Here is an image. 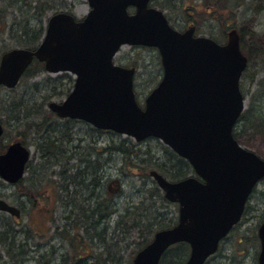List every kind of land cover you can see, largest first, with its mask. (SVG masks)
Here are the masks:
<instances>
[{
  "label": "water",
  "instance_id": "95a60500",
  "mask_svg": "<svg viewBox=\"0 0 264 264\" xmlns=\"http://www.w3.org/2000/svg\"><path fill=\"white\" fill-rule=\"evenodd\" d=\"M149 1L87 0L90 10L81 21L67 13L51 16L34 51L12 49L1 56L0 86L16 87L35 58L49 74L75 76L64 101L49 104L59 118L81 120L136 142L155 138L186 160L194 177L170 182L150 172L164 198L178 204L177 223L156 232L131 264H158L178 243L189 246L185 264H204L240 221L254 186L264 178V160L232 134L245 108L239 81L247 58L236 30L228 32L223 45L195 37L194 27L178 32ZM123 45L155 48L160 57L162 78L143 108L133 91L134 68L113 64ZM28 158L20 142L10 144L0 154V179L15 184ZM0 212L19 215L1 199ZM257 233V264H264V218Z\"/></svg>",
  "mask_w": 264,
  "mask_h": 264
},
{
  "label": "trees",
  "instance_id": "16d2710c",
  "mask_svg": "<svg viewBox=\"0 0 264 264\" xmlns=\"http://www.w3.org/2000/svg\"><path fill=\"white\" fill-rule=\"evenodd\" d=\"M58 1L59 0H16L14 3L15 5H10V8L7 5H1L0 3L1 29L7 26L8 15H12V13L8 12L10 9L11 11H20V9H22V6L19 8L17 7L19 2H24V5L27 4L28 12H33L32 17H41L45 12L54 10ZM60 1L63 2V0ZM194 1L195 0H180L179 5L181 7L189 6V8L193 9L195 8L193 5ZM261 2L264 3V0H261ZM150 4L152 7H161L158 0H151ZM174 4L175 3H173V5ZM241 4L242 2L238 5ZM203 5L205 9L211 13L210 17L218 23L220 28L224 29V32L226 29H235L226 24V21L232 19V14H234V12L224 0H204ZM225 10H228L227 14H225ZM246 24L243 28L236 29L240 37L241 51L248 60L247 68L242 77H245L246 72L250 67L249 63L251 58L255 57L256 59H264V33L258 34L255 31L253 32L246 26ZM29 34L30 36H28ZM43 34V28H40L38 31H22L17 43L21 48L35 50L40 43ZM43 72V65L34 60L24 73L17 87L29 78H34ZM43 83L50 86V89L47 91L48 94L43 97V101H40L38 105L34 102H26V100L29 99H25L26 97L21 94L20 104L26 106L24 107L25 111H22V117H20L19 113L16 111L22 106L15 109L16 105L12 108L8 105L10 112H4V115L6 116L5 121H12L17 127V130L20 129L19 126L23 127L25 133L17 134L15 140L21 139L22 143L26 146H28V144H34L40 154V160L46 164L39 166V169L46 170V166L50 169L52 167H58L59 175L57 176L59 181L57 182H60L67 180L66 175L62 174L65 167L62 164L72 160V149L67 147L66 141L60 139L56 141L55 137L57 138L60 136L59 134H61L58 132L59 128L56 131L57 133L51 134V136L53 135L54 137L53 139L51 136H48L51 132L48 131L47 128H49L50 123H53V120L57 118L45 108L52 97L60 95V92L57 91L58 86H63L61 94L67 95L70 92L73 81L69 75L64 74L54 79L47 78ZM35 86H37V84H35ZM0 89L4 88L0 87ZM10 92H14V89L10 90ZM6 98H10V96H6ZM20 118H31L32 120H27L20 124ZM263 119L264 117L260 112H255L254 109L252 110V107H249L244 110L237 121V124L233 129V137L239 143V134L242 128L257 129L259 127L257 125L258 121L263 125ZM242 120L246 122L244 127L242 126L239 130L238 126ZM0 122L4 124V120H0ZM66 122L69 124L74 121L67 120ZM96 131L101 132L99 130ZM29 137L30 142L28 141ZM5 138L6 134L0 141V153H2L6 147V144L3 145L2 142ZM68 142H70V139H68ZM125 142L126 141L121 142V146H123L122 148L120 146H114V148L110 146V148L111 150L121 152L125 155L126 163L131 164L130 168L133 171H137L140 175L143 174L144 176L141 177L143 179L148 178L150 171H156L165 179L172 182L185 179L193 173L189 164L185 160L179 158L166 147H163V159L155 160L154 155H151L149 150L136 151L128 149L129 147L125 146ZM80 153L82 160L79 164L82 165L83 168H80L79 170L81 172L80 178L83 177V180L81 181L82 183H80L81 185L77 188L75 187L78 196L77 194H69L70 190L68 189V194L66 193L67 197H64V200L62 201L64 214L59 219L60 223L55 224L56 227L54 226L51 235H49L50 227L46 232L47 237H45V245L48 247V251L44 253L38 251L39 253L35 254V258L29 257V253H32L30 251V247L32 246L30 242L32 241L34 243L36 237L39 239H42L43 237L39 235V232L31 230L26 227V225H22V227H20L21 229L17 230L15 227V225H17L15 219L0 213V262L2 261V250L11 264H123V259L121 258V243L130 233L137 230L139 235L144 238L143 241L137 244V250L132 253L135 255L151 241L155 232L170 228L174 225L172 222H158L157 219L160 218V214H157L156 209H154L150 203L145 204L141 201V203L137 205L135 204L125 207L124 210L119 209L118 205H116L111 199L107 198L106 194H104L103 181L101 182L104 165H100L99 159L93 161V159L90 158L93 155L88 150L86 152V158L85 155L82 154L84 153L83 151ZM47 163H49V165ZM70 177L71 176H67L69 179ZM72 183L73 182L71 181L68 183L69 187H71ZM57 186L54 185V193L59 196L58 199H61L60 196L64 190L61 186ZM152 186L153 188L148 191V198L154 197L160 203H167L164 199L163 193L158 189L154 181ZM22 188H24V191L27 193L30 191H28V187L26 186ZM2 197L3 196L0 195V198ZM115 217H117V219L114 221ZM52 223H54V221ZM237 226L238 225L231 230L229 235L236 230ZM19 235L24 237V239H21ZM228 236L220 243V245L228 238ZM51 238L57 241V243L53 244V239ZM242 241L243 237L238 241V245L241 244ZM248 241L250 242V239H248ZM34 246H36V244H34ZM37 249L40 250L41 247H37ZM188 253V245L185 243L176 244L170 247L162 255L159 264H184ZM2 264H4L3 261Z\"/></svg>",
  "mask_w": 264,
  "mask_h": 264
},
{
  "label": "rangeland",
  "instance_id": "374dc122",
  "mask_svg": "<svg viewBox=\"0 0 264 264\" xmlns=\"http://www.w3.org/2000/svg\"><path fill=\"white\" fill-rule=\"evenodd\" d=\"M8 1L9 0H1L0 3L1 5L5 4L8 6L10 5ZM14 1L16 2V0ZM158 1L161 7L156 8L163 11L174 29L183 31L190 26H194L195 34L198 36L209 37L221 44L226 41L227 32L230 29H226L224 32V29L220 28L218 23L210 17L211 13L205 9L203 5L204 0H195L193 4L195 8L193 9L189 8V6L181 7L179 5L180 0ZM224 2L227 3L234 12V14H232V19L226 21L228 26L240 29L247 23L246 26L253 32L255 31L258 34L264 33V3H262L261 0H224ZM241 2L242 4L238 5ZM173 3L175 4L173 5ZM18 4L17 7L19 8L22 6V9H20V11H11L10 9L8 12L12 13V15H8L7 26L2 29L0 26V56L9 50L21 48L17 41L22 31H38L40 28H43L44 33L47 20L52 14L67 11L71 12L77 19H81L85 17L89 11L87 0H63V2L59 0L54 10L45 12L41 17H32L33 12H28L27 4L24 5V2H19ZM224 12L227 14L228 10ZM28 36H30V34ZM114 62L124 67H134L136 69L134 77L135 93L138 103L142 104L147 94L157 85L162 76V69L157 51L155 49L124 46L115 56ZM249 64L250 67L245 77H242L240 81V88L245 96V110L252 107V110L254 109L255 112H260L264 117V59H256L253 57ZM58 76L60 75L50 76L43 72L34 78H29L27 81H24L23 84L21 83L19 87L14 88V92H10V90L5 88L0 89V120H4L5 125L3 124V126L6 134V138L2 141L3 145L15 140L17 134L25 133L23 127L19 126L20 129L17 130V127L12 121H5L6 116L4 112H10L8 105H10L11 108L16 105L15 109L21 107V94L26 97L25 99H29L26 100L27 102H34L38 105L40 101H43V97L48 94V89H50V86L43 82L47 78L54 79ZM35 84H37V86H35ZM62 89L63 86H58L57 91L60 92V95L52 97L48 103L52 101L60 103L67 96L61 94ZM6 96H10V98H6ZM24 107L26 106H22V109L19 108L16 110L20 117H22V111H25ZM20 119V124L27 120H32L31 118ZM55 121L56 119L53 120V123H50V127L54 128ZM262 121L263 125L258 121L259 124L257 123V125L259 127L257 129H244L242 126L244 127L246 121L242 120L238 126L239 130L242 128L238 141L245 149H248L264 159V119ZM56 123L62 125L61 130H63L62 128H66V133L68 135L67 139H70V136H72L75 139H81L83 141V143H80L82 150L80 149V151H78H83L84 153L82 154L85 155V158L87 157L86 152L88 150L93 155L91 157L89 156L93 161L99 159L100 165H104L101 180V182L103 181L104 194L118 205L119 209L124 210L127 206L137 205L143 201L145 204L150 203L152 207L156 209L157 214H160V218L157 219L158 222H172V224H175L178 217V206L169 202L160 203L154 197L148 198V191L153 188V180L150 176L146 179L141 178L144 175H140L137 171H133L130 168L131 164L126 163L125 155L121 152L111 150L110 148V146L113 148L114 146H120L122 148L121 142L126 141L125 146L129 147L128 149L136 151L149 150L156 160L163 159L164 144L155 139H147L139 144L129 136L111 132H97L92 127L83 123H69L66 124L67 126L65 125L66 127H63L64 123ZM56 123L55 125H57ZM29 139L30 137L28 141ZM72 143L73 144L68 142L67 147L70 148L72 145L78 144L76 140ZM28 146L31 154L30 158L34 160L36 154L34 146L31 144H28ZM40 174L45 175V172L42 171ZM12 193L13 188L4 185V183L0 181V195L3 196L2 199L10 205H14ZM52 209H54V207H52ZM263 216L264 180L260 181L255 187L246 204L245 212L236 230L220 245L217 253L209 258L206 264H257V255L259 251L257 229L263 220ZM116 219L117 217H115L114 221ZM24 220L25 219L20 222L23 226ZM59 223L60 221L58 220L56 223H51L50 226H48L47 218L40 213H32V215L28 217L26 227L34 229L36 232H39L40 235L44 234L41 235L43 237L42 239L36 237L34 243L32 241L30 242L32 245L30 251L32 253H29V257L35 258L36 253L48 251V247L45 245L47 228L49 230V227L53 228L54 224ZM15 227L17 230L21 229L18 225H15ZM242 237L243 241L238 245V241L242 239ZM20 238L24 239L22 236H20ZM143 239L144 238L139 235L137 230H134L122 241L121 258L123 259V264L130 263V260H132L134 256L132 253L137 250V244L143 241ZM248 239H250V242ZM52 243L56 244L57 241L53 240ZM34 244H36L37 247H41V249L38 250ZM1 255L4 264H11L2 250ZM2 261L0 264H2Z\"/></svg>",
  "mask_w": 264,
  "mask_h": 264
},
{
  "label": "flooded vegetation",
  "instance_id": "af4514ba",
  "mask_svg": "<svg viewBox=\"0 0 264 264\" xmlns=\"http://www.w3.org/2000/svg\"><path fill=\"white\" fill-rule=\"evenodd\" d=\"M45 109H47V108H45ZM66 121H67V119L61 120V119L57 118L55 123L56 122L64 123L63 127H66L67 126L66 124H68V122H66ZM72 121H74L76 123H83L82 121H78V120H72ZM55 123H54L53 129L57 131V129L59 128V131H58L59 133L66 134V128H62L63 130H61L62 125H59L58 123H56L57 125H55ZM75 140L77 141L78 144L72 145V147H70V149H72V155H71L72 160L67 161V162L62 164L65 166L62 174L66 175L67 180L64 181L61 178L63 181H60V182H57V181H59L58 176H57V175H59L58 174V172H59L58 167L57 168L52 167L50 169L46 166L45 167L46 170L45 169L44 170L39 169V166L46 165V164L40 160V154L38 153L36 146L33 144L34 151L36 152L35 159L32 160L30 158V160L27 162V164L24 168L23 176L13 186V200H14L13 206L19 212L18 213L19 215L17 218H15V221L19 227L22 226V224H20V222L23 219H25L24 220L25 222L23 224L24 225L27 224L28 217H30V215H32V213H37V214L40 213L45 218H47L48 226H50V224L53 221H54V223H56L60 219V217H62V215L64 214L62 201L64 200V197H67L66 193L68 194V189L70 190L69 194H72V195L77 194L76 188L79 185H81L80 183H82L81 181L83 180V177L80 178L81 172L79 170L80 168H83V166L79 164V163H81V160H82L81 153L79 152L80 149H82V146L80 143H83V141L81 139H75L74 137L70 136V143L71 144H73L72 142L73 141L75 142ZM19 141H21V139ZM66 143L68 144V139H66ZM47 164L49 165V163H47ZM42 171L45 172V175L40 174V172H42ZM75 173H76V175H75ZM67 176H71L70 179L67 178ZM72 176H74V177H72ZM70 181L73 182L71 187H69V185H68V183ZM55 182H57V183H55ZM116 183H117V181H116ZM54 185L61 186L62 189L64 190V192L61 193V196H60L62 200L58 199L59 196L55 195ZM75 185H77V186H75ZM24 186L28 187V191L30 190L28 193L24 191V188H22ZM77 196H78V194H77ZM52 207H54V209H52ZM54 226L56 227L55 224H54ZM54 226H53V228L50 229L49 235H51V233L54 229ZM31 230H34V229H31ZM41 235H44V234H41ZM51 239H53V238H51Z\"/></svg>",
  "mask_w": 264,
  "mask_h": 264
},
{
  "label": "bare ground",
  "instance_id": "6f19581e",
  "mask_svg": "<svg viewBox=\"0 0 264 264\" xmlns=\"http://www.w3.org/2000/svg\"><path fill=\"white\" fill-rule=\"evenodd\" d=\"M8 2H9L8 4H10V5H13V4L15 3L14 0H9ZM10 5H8L9 8H10ZM14 5H15V4H14ZM26 102H27V101H26ZM47 130L51 132V133L48 135L49 137L51 136V134H55V133H57L56 130H54L52 127L47 128ZM59 135H60L59 137H57V138L55 137L56 141H57L58 139L66 141L67 136H68L67 133H66V134H59ZM51 137H52V139L54 138L53 135H52Z\"/></svg>",
  "mask_w": 264,
  "mask_h": 264
}]
</instances>
